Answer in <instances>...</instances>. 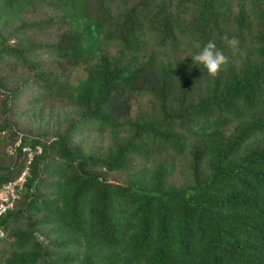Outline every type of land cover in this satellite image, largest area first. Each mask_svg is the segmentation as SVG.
Returning <instances> with one entry per match:
<instances>
[{
  "label": "trees",
  "instance_id": "1",
  "mask_svg": "<svg viewBox=\"0 0 264 264\" xmlns=\"http://www.w3.org/2000/svg\"><path fill=\"white\" fill-rule=\"evenodd\" d=\"M21 145L0 264H264V0H0V186Z\"/></svg>",
  "mask_w": 264,
  "mask_h": 264
},
{
  "label": "clouds",
  "instance_id": "2",
  "mask_svg": "<svg viewBox=\"0 0 264 264\" xmlns=\"http://www.w3.org/2000/svg\"><path fill=\"white\" fill-rule=\"evenodd\" d=\"M222 39L226 42L233 55L240 51L239 41L235 37L229 38L225 35ZM194 60L197 64L202 65L207 74L213 79L216 78L228 64L227 56L220 48L217 47V44L213 40H209L199 50V52L195 55ZM4 233L5 234L0 237V239H4L6 237V232L4 231ZM0 235H2V233H0Z\"/></svg>",
  "mask_w": 264,
  "mask_h": 264
},
{
  "label": "rangeland",
  "instance_id": "3",
  "mask_svg": "<svg viewBox=\"0 0 264 264\" xmlns=\"http://www.w3.org/2000/svg\"><path fill=\"white\" fill-rule=\"evenodd\" d=\"M109 52H114L115 47L112 45L107 47ZM84 75V71L81 67H74L70 69L69 81L74 82L77 78H81ZM150 108V99L147 95H136L131 99V112L130 116L133 117L137 113H143ZM84 147L86 150H93L97 147L103 149L107 144V134L99 132L94 126L91 125L83 133ZM176 179V178H175ZM6 238V237H5ZM4 238V239H5ZM4 255L7 254V246L4 245Z\"/></svg>",
  "mask_w": 264,
  "mask_h": 264
},
{
  "label": "built area",
  "instance_id": "4",
  "mask_svg": "<svg viewBox=\"0 0 264 264\" xmlns=\"http://www.w3.org/2000/svg\"><path fill=\"white\" fill-rule=\"evenodd\" d=\"M19 138L14 143V146L19 145ZM21 151L25 153V158L21 170L12 180L6 181L0 186V216L13 207V204L17 199L18 192L25 181L29 163L31 162L33 156L40 152V148L37 145H21ZM0 233H2L0 237L5 234L2 229H0Z\"/></svg>",
  "mask_w": 264,
  "mask_h": 264
}]
</instances>
